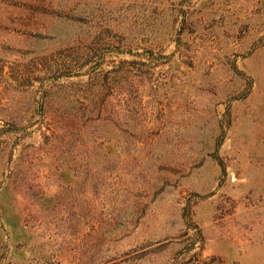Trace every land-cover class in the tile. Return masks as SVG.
<instances>
[{
	"label": "rangeland",
	"instance_id": "obj_1",
	"mask_svg": "<svg viewBox=\"0 0 264 264\" xmlns=\"http://www.w3.org/2000/svg\"><path fill=\"white\" fill-rule=\"evenodd\" d=\"M0 264H264V0H0Z\"/></svg>",
	"mask_w": 264,
	"mask_h": 264
}]
</instances>
